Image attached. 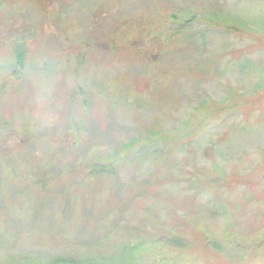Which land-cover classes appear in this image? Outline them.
<instances>
[{
	"label": "rangeland",
	"instance_id": "rangeland-1",
	"mask_svg": "<svg viewBox=\"0 0 264 264\" xmlns=\"http://www.w3.org/2000/svg\"><path fill=\"white\" fill-rule=\"evenodd\" d=\"M263 174L264 0H0V264H264Z\"/></svg>",
	"mask_w": 264,
	"mask_h": 264
},
{
	"label": "trees",
	"instance_id": "trees-1",
	"mask_svg": "<svg viewBox=\"0 0 264 264\" xmlns=\"http://www.w3.org/2000/svg\"><path fill=\"white\" fill-rule=\"evenodd\" d=\"M21 56H22L21 52H18L16 56L17 63H19ZM114 165L115 163L110 161L103 163L97 161L89 162L81 170L78 169L79 172H82V176H80V180L83 183H90L91 187L89 186V190L92 189L91 191L94 192V190L98 189L99 187L97 185L98 182H103L106 185L105 181H103L106 179L103 178H109L110 180H112L113 178L112 171ZM206 177H207L206 179H208V176ZM203 181L204 180L201 181L199 180L201 185H203L204 183ZM207 181L213 182L211 177L208 180H206V182ZM259 182L262 187V193H264V174L261 176ZM111 184L112 183H108L107 186L110 187ZM90 196H91L90 199L93 201V193H90ZM115 226L116 224L114 223L111 224L110 227L111 229H114ZM181 227L182 226L176 228V232H173V230L170 231V229L166 227L163 231L159 230L158 233L153 236L154 241H150V243H145V245H139L140 243H138L137 245H133L130 248L128 247L127 251L125 250L120 254L121 261L123 259L125 261L124 262L125 264H138L140 258L144 261L146 259V256L150 257L151 254H154L157 249H160L161 252L164 251L165 253L176 251L179 252V254L181 255H186L189 250L197 249L196 247L200 244L203 247L201 250L198 251H200V253L202 254V257L206 261V264L224 263L221 260L223 258L220 253L221 251L219 252V249L215 250V252L211 251L212 253L207 250L205 251L204 248L209 246L207 244L208 241H205L204 237L196 236L194 237L196 238L195 242L190 244L188 241L190 237L188 236L187 238L185 235L181 234ZM193 235H195L194 232H192V236ZM105 239L106 236L103 238L95 239L94 242L92 244H89L88 246L84 245L83 242L77 243L76 245L74 244V242H72V244H74L73 247L75 249V253L73 257L64 256V258H55L53 261H49V262L48 261L41 262L37 259L29 258L28 264H100L101 261L105 263H110L112 262L111 260H104L100 255L102 244L106 242ZM196 243H198V245L194 247ZM212 248L216 249V247H212ZM85 252L89 253L88 256L85 255ZM191 253H193V251ZM210 258H212L215 262L214 261H213L214 263L211 262ZM160 259L162 260L163 257ZM155 262L158 264L159 261H155Z\"/></svg>",
	"mask_w": 264,
	"mask_h": 264
}]
</instances>
